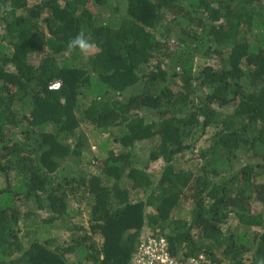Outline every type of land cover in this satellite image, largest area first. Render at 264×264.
Returning a JSON list of instances; mask_svg holds the SVG:
<instances>
[{"label": "trees", "instance_id": "obj_1", "mask_svg": "<svg viewBox=\"0 0 264 264\" xmlns=\"http://www.w3.org/2000/svg\"><path fill=\"white\" fill-rule=\"evenodd\" d=\"M263 175L264 0H0V264H264Z\"/></svg>", "mask_w": 264, "mask_h": 264}, {"label": "built area", "instance_id": "obj_2", "mask_svg": "<svg viewBox=\"0 0 264 264\" xmlns=\"http://www.w3.org/2000/svg\"><path fill=\"white\" fill-rule=\"evenodd\" d=\"M61 86L60 81H54L49 85V90H57ZM206 258L205 254L174 256L167 236L145 229L134 253L133 264H206Z\"/></svg>", "mask_w": 264, "mask_h": 264}, {"label": "rangeland", "instance_id": "obj_3", "mask_svg": "<svg viewBox=\"0 0 264 264\" xmlns=\"http://www.w3.org/2000/svg\"><path fill=\"white\" fill-rule=\"evenodd\" d=\"M94 10H95V12H98V13L103 12L102 11L103 9H101L100 7H97V6H94ZM198 65H199V62H198ZM232 110H233V107L230 106L229 108H227L226 111L231 112ZM84 128L86 129V131L88 132V134L90 136V143L92 145V150L94 151V153H96V154H98V152L101 153V151H102L101 147H103V144L107 141V135L101 136L99 133H94V129L88 125H85ZM205 139H207V138H205ZM204 144H205V142L203 140L199 143V145H204ZM112 145H114V144H112ZM143 146H144V149H146L148 147V145H146V144H144V145L141 144V146L137 147V153H139L140 158L144 155V152L142 149ZM187 157L188 156L186 155L184 157V159ZM244 157L247 158V156H244ZM85 163H86L85 161H82L81 165L83 164V166H86ZM151 168L155 172L154 175L157 178L161 172L162 164L161 163L153 164L151 166ZM1 180L2 179L0 178V183L2 182ZM259 183H264V175L261 178H259ZM253 203L255 206H257V207L259 206V203L256 201H254ZM76 207H77V209H79L78 210L79 213H76V215L72 218L71 223H81L82 225L89 227V215L87 213V210L84 209L82 206H76ZM237 225H239V224L235 218L230 219L229 224H226L224 226V230L225 231L233 230V228L236 227ZM230 227H232V229ZM69 235H70L69 233H62V232L59 233L58 242L63 243ZM208 263H209V261L206 258V264H208Z\"/></svg>", "mask_w": 264, "mask_h": 264}, {"label": "clouds", "instance_id": "obj_4", "mask_svg": "<svg viewBox=\"0 0 264 264\" xmlns=\"http://www.w3.org/2000/svg\"><path fill=\"white\" fill-rule=\"evenodd\" d=\"M68 47L70 49H72V50L79 49V51L81 53H85L86 54L89 51H91L92 44L90 43V41L86 37V35L83 32H81V33L77 34L74 38L71 39V41L69 42Z\"/></svg>", "mask_w": 264, "mask_h": 264}]
</instances>
